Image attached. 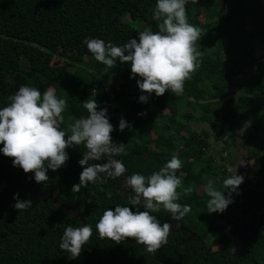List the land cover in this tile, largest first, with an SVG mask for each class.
<instances>
[{
	"label": "trees",
	"instance_id": "obj_1",
	"mask_svg": "<svg viewBox=\"0 0 264 264\" xmlns=\"http://www.w3.org/2000/svg\"><path fill=\"white\" fill-rule=\"evenodd\" d=\"M154 7L155 0H0V107L8 103V95L17 90L19 82L41 92L51 87L66 101L60 126L70 134L69 126L87 115L84 100L95 99L97 110L107 109L113 125L111 139L125 143L127 154L117 157L125 165V177L133 172L149 174L177 154L182 161L177 175L184 169L183 186L193 189L178 202L188 204L191 211L180 219H173L163 209L154 213L161 224L171 225L167 243L149 253L134 238L115 243L98 237L95 223L103 210L117 203L126 205L131 189L126 179L125 184L110 179L72 192L82 170L78 160L86 150L83 144L66 149L69 159L62 167L46 170V185L36 183L31 171L14 167L12 157L0 154V202L16 184L34 192L57 186L60 203L93 226L92 236L72 259L73 264H264V197L254 183L244 179L239 194H233V202L223 212H207V180L219 187L229 174L225 166L213 163L208 131L199 138L187 123L194 120L218 129L225 151L236 146L237 127L247 119L249 175L261 174L264 181V0H188L185 10L193 17L188 21L205 30L196 44L202 53L200 67L185 81L182 94L166 90L141 103L138 96L142 93L136 85L139 77L130 73L127 62L117 61L108 68L81 41L100 38L122 45L130 37L137 38L138 28L131 23L137 20L155 31ZM62 48L76 52L79 64L72 69L52 64ZM255 48L261 52L258 56L253 54ZM248 68L255 73L240 88L236 77L246 74ZM112 77L118 78V87H106V80ZM234 86L237 90L230 92ZM185 105L190 110L183 111ZM141 112L145 116L138 115ZM121 117L130 124L123 131L117 130ZM150 132L167 141L152 148ZM138 145L142 148L136 151ZM15 192L20 199H31L32 206L16 210L12 195L9 205L0 207V264H67L68 253L58 248L59 238L68 224L79 226V219L60 211L53 203V193L34 198L19 189ZM178 220L182 225L189 220L193 227L180 229ZM233 243L243 250L241 255H230Z\"/></svg>",
	"mask_w": 264,
	"mask_h": 264
},
{
	"label": "clouds",
	"instance_id": "obj_2",
	"mask_svg": "<svg viewBox=\"0 0 264 264\" xmlns=\"http://www.w3.org/2000/svg\"><path fill=\"white\" fill-rule=\"evenodd\" d=\"M187 2L155 0L152 15L159 21L156 30L145 27L136 33L137 38L130 37L122 45L89 37L81 43L97 62L108 68H113L117 61L127 62L130 73L139 77L136 79L137 88L142 93L138 96L139 102L146 103L149 95L160 96L166 90L180 95L185 81L190 80L192 73L200 67L202 53L196 44L205 31L188 21ZM95 94L92 92L91 95L94 97ZM7 99L8 103L0 107V154L12 157L14 167L25 173L31 171L36 183L46 185L49 180L46 170L55 171L62 167L69 159L66 149L81 144L86 150L78 160L82 170L78 174L79 182L71 187L72 192L78 193L89 184H106L108 180L125 174L123 161L117 159L127 154L125 143L111 139L113 125L109 122L107 109L101 107L97 110L95 99L84 100L83 108L87 115L71 124L70 134L60 126L66 101L58 98L53 88L41 92L37 87L24 83ZM126 127L130 124L121 117L117 130L123 131ZM181 167L180 157L172 154L149 174L133 172L128 175L126 185L131 189L128 203H117L103 210L95 223L98 237L115 243L134 238L136 243L145 247V251L157 252L167 243L171 225L168 222L161 224L154 213L163 209L173 219H180L191 211L188 204L178 202L181 196H187L193 190L190 186H183L182 172L177 175ZM243 180L244 176L236 173V167L219 187L214 180L208 179L204 186L208 197L207 212H223L233 202V194H239L238 186ZM107 195L110 199L111 193ZM13 200L12 206L18 211L32 206V200L20 199L18 192L13 193ZM129 205L134 210H130ZM92 233L93 226L89 223L75 227L68 224L63 228L58 248L68 253L69 259H74L80 255Z\"/></svg>",
	"mask_w": 264,
	"mask_h": 264
},
{
	"label": "rangeland",
	"instance_id": "obj_3",
	"mask_svg": "<svg viewBox=\"0 0 264 264\" xmlns=\"http://www.w3.org/2000/svg\"><path fill=\"white\" fill-rule=\"evenodd\" d=\"M188 20L190 19V21L193 20V17L189 14H187ZM200 19H203L202 14L199 17ZM127 20L131 19V15L128 14V16L126 17ZM132 26H134L135 28H138V31L143 30V28L148 27V25H146L145 23H143L140 20L132 21ZM154 27L156 29V20H154ZM260 50L258 48L254 49L253 54L258 56L260 54ZM78 58V55L76 52L74 51H69L66 50L65 48L59 49L56 54L54 55L53 59H52V64H63L65 65L67 68L72 69L74 66H76L77 64H79L78 61H76V59ZM84 60L86 62H91V58L85 56ZM248 72L244 75L242 74H238L237 75V83H239L238 86L243 87L245 85V82L247 80L250 79V75L255 73V70L253 68H248L247 69ZM19 84L21 85V83L19 82ZM106 87H109L111 85L118 87L119 85V80L117 77H112V78H108L106 80ZM12 88L14 86H11ZM18 89V88H17ZM237 90L236 86L232 87L230 89V92H235ZM185 110H190V107H187L185 105V108L183 109V111ZM143 116H145V112H141ZM191 129L197 133L199 138H202V133L203 131H208L209 136L207 137V140L209 141L211 148L209 149V154L211 156L214 157L215 161L213 162L215 166L218 165H223L227 168V172L228 174H232L235 170L236 167V173L238 175H243L244 179L250 181L251 183H254L260 190L261 195L264 197V181L262 180V175L261 174H257V175H253L250 176V167H249V160L246 157V150L248 148V146H250L249 144L246 143V138L248 135V130H249V121L247 119H243L240 121L239 125H238V130H239V136L236 140V146H234L232 149L230 150H225L222 151L224 143L223 140H221L219 138L218 135V129H213L211 127H209L208 124L204 123V122H197L194 120H189L187 122ZM70 127V126H69ZM150 138H154V142H152L150 144V146L152 148H156L159 145H163L165 144V142L167 141V138L165 137H161L160 135L154 133V132H150ZM148 146V145H147ZM141 145L135 146L134 149L136 151H138L139 149L141 150ZM221 156H223L224 158H221ZM104 161H90V163H102ZM188 165V164H186ZM184 170V169H183ZM181 170L180 173L182 172L183 174H185V171ZM125 179L126 177L124 175H122L121 177L116 178V180L118 182H121L122 184H125ZM252 179V180H251ZM218 180V178H217ZM203 188V187H202ZM202 188H198V191H201ZM250 188V187H249ZM248 189V188H247ZM184 223V222H183ZM186 224V225H185ZM194 223L186 220L184 225H182L181 220H178L176 222V225L180 228V229H189L193 227ZM221 248V246H219ZM239 253L236 248H234L233 250V254H237Z\"/></svg>",
	"mask_w": 264,
	"mask_h": 264
},
{
	"label": "water",
	"instance_id": "obj_4",
	"mask_svg": "<svg viewBox=\"0 0 264 264\" xmlns=\"http://www.w3.org/2000/svg\"><path fill=\"white\" fill-rule=\"evenodd\" d=\"M17 189L23 191L25 194H27L31 197H34V198H42V197L49 195L50 193H53V203L60 211L76 217L77 219H79L81 224L86 223L85 220L83 219V217L77 211L70 209V208L66 207L65 205H63L62 203H60V201H59V188L55 185H49L40 192H34V191L22 186L21 184H16L10 188L5 201L0 202V207L5 208L9 205L11 197ZM66 263L67 264H73L72 259H69V254L67 256Z\"/></svg>",
	"mask_w": 264,
	"mask_h": 264
},
{
	"label": "flooded vegetation",
	"instance_id": "obj_5",
	"mask_svg": "<svg viewBox=\"0 0 264 264\" xmlns=\"http://www.w3.org/2000/svg\"><path fill=\"white\" fill-rule=\"evenodd\" d=\"M234 248H236V250L239 252V253H237V254H233V250H234ZM243 253V250H241V249H239L238 247H235L234 246V243L232 244V247H231V252H230V255L232 256V255H241Z\"/></svg>",
	"mask_w": 264,
	"mask_h": 264
}]
</instances>
